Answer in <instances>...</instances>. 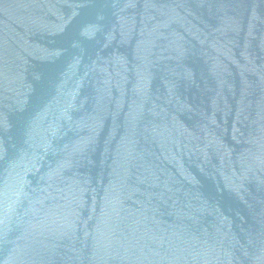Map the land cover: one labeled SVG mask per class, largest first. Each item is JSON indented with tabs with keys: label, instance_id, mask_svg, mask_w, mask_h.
Listing matches in <instances>:
<instances>
[{
	"label": "water",
	"instance_id": "water-1",
	"mask_svg": "<svg viewBox=\"0 0 264 264\" xmlns=\"http://www.w3.org/2000/svg\"><path fill=\"white\" fill-rule=\"evenodd\" d=\"M0 264H264V0H0Z\"/></svg>",
	"mask_w": 264,
	"mask_h": 264
}]
</instances>
